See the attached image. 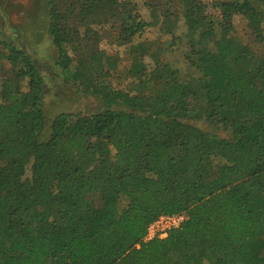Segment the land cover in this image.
I'll use <instances>...</instances> for the list:
<instances>
[{
  "label": "trees",
  "instance_id": "trees-1",
  "mask_svg": "<svg viewBox=\"0 0 264 264\" xmlns=\"http://www.w3.org/2000/svg\"><path fill=\"white\" fill-rule=\"evenodd\" d=\"M206 1L149 0L152 23L134 0H47L57 65L100 102L93 113L49 118L35 60L0 40V264H264V50L233 25L246 19L264 48V0L219 2L220 18ZM182 15L195 21L187 80L170 63L150 71L154 43L133 41L157 25L173 50ZM110 38L129 44L128 89L110 80L122 62L100 49Z\"/></svg>",
  "mask_w": 264,
  "mask_h": 264
},
{
  "label": "rangeland",
  "instance_id": "rangeland-1",
  "mask_svg": "<svg viewBox=\"0 0 264 264\" xmlns=\"http://www.w3.org/2000/svg\"><path fill=\"white\" fill-rule=\"evenodd\" d=\"M134 1L140 6L142 17L153 23L155 19L147 7L149 0ZM225 1L227 0L206 1L208 3L207 13L214 18H220V9L217 5ZM46 3L47 0H0V40L27 51L35 60L45 80L43 103L49 118H54L64 112L84 114L96 112L102 109L100 102L93 96L80 92L78 88L69 83L57 65V52L48 33ZM194 25L195 21L192 17L182 15L175 34L180 42L173 50L168 47L172 37L161 33L157 25L152 26L142 38L136 37L133 40L134 44L140 41L154 43L151 46V54L145 57L150 71L158 63H170L174 69H179L183 80L198 76V72L189 66L183 57V53L189 49V30L193 29ZM233 25L234 36L238 41L259 52L264 50L252 35L246 19L237 15L233 18ZM113 41L112 38L103 39L100 49L108 58H118L122 61L118 71L111 75L110 80L115 88L128 89L133 80L127 78L122 71L130 65L129 44ZM187 122L205 132L222 138H231V133L217 124L194 120ZM126 204L127 201L122 199L121 208Z\"/></svg>",
  "mask_w": 264,
  "mask_h": 264
},
{
  "label": "built area",
  "instance_id": "built-area-1",
  "mask_svg": "<svg viewBox=\"0 0 264 264\" xmlns=\"http://www.w3.org/2000/svg\"><path fill=\"white\" fill-rule=\"evenodd\" d=\"M188 220L189 216L185 213L162 215L148 227L144 242H149L156 238L164 239L172 230L180 228Z\"/></svg>",
  "mask_w": 264,
  "mask_h": 264
}]
</instances>
